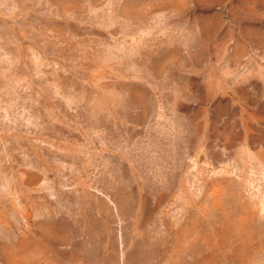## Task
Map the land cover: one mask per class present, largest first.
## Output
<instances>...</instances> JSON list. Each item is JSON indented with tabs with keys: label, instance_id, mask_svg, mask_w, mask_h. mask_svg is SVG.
Wrapping results in <instances>:
<instances>
[{
	"label": "rangeland",
	"instance_id": "374dc122",
	"mask_svg": "<svg viewBox=\"0 0 264 264\" xmlns=\"http://www.w3.org/2000/svg\"><path fill=\"white\" fill-rule=\"evenodd\" d=\"M0 264H264V0H0Z\"/></svg>",
	"mask_w": 264,
	"mask_h": 264
}]
</instances>
